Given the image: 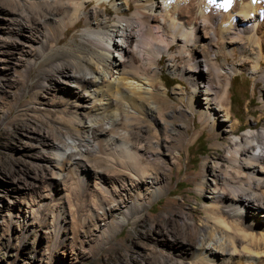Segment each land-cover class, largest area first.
<instances>
[{
    "label": "bare ground",
    "instance_id": "6f19581e",
    "mask_svg": "<svg viewBox=\"0 0 264 264\" xmlns=\"http://www.w3.org/2000/svg\"><path fill=\"white\" fill-rule=\"evenodd\" d=\"M17 1L23 6L17 31L21 34L27 31V41L36 47L29 58L44 60L48 71L67 76V81L76 88L55 87L54 97L64 108L55 118L46 119L43 133L37 130L42 134L40 149L48 151L40 158L52 166L51 176L44 179V195L50 198L46 203L57 206L56 187L67 190L77 200L82 221L86 223L91 215L96 216L95 206L108 213L118 207L116 204L125 192L138 190L134 200L124 207L122 218L111 227L115 230L133 213L137 218L144 216L142 202L147 193L143 195L141 187L165 189L167 173L162 170V159L156 157L161 152L160 137L144 132L140 120L142 116L158 120L162 114L150 101L158 93L147 96V91H137L141 84L134 85L132 81H140L143 76L152 80L164 55L170 61L181 57V65L174 64L170 72L194 87L187 96L188 107L209 117L207 123L214 134L221 120L214 116V105L224 112L222 120L230 123L227 130L233 139L222 156L230 164L219 166V172L214 173L216 177L220 175L222 185L212 186L206 181L201 184L200 190L212 192L208 200L212 204L202 210L203 220L187 212L181 214L182 224L177 213L156 221L167 229L164 237L169 243L149 264H208L204 251L225 262L233 258L235 264H261L264 227L258 231L255 223H246L243 216L244 211L256 214L264 208V124L260 130L236 134L240 124L231 121V79L221 71L218 57L207 58L205 53L217 49L218 55L228 60L234 51L226 45L227 40L246 38L247 43L240 42L234 50L245 57L249 55L252 61L246 64L242 58L240 64L263 77L260 66L264 61V0H123L132 13L123 12L112 21L110 10L91 6L93 0ZM117 9L121 11L120 6ZM99 18L101 21L95 25L92 20ZM82 21L85 23L82 40L76 46L62 47L70 28ZM114 68L121 76L111 80ZM229 68L236 72V67ZM31 69L28 67L27 72ZM218 81L220 84L216 85ZM39 92L34 91L35 101H39ZM202 98L207 105L204 110L199 109ZM82 102L94 104L90 118H85L90 123L77 110L86 106ZM170 125L166 121L163 128L170 130ZM259 147L263 148L256 152ZM64 208L61 203L52 209L56 220L63 218ZM216 231L224 233L226 243L208 247V240L213 239ZM159 240L162 245L164 240ZM176 249L182 253L173 251Z\"/></svg>",
    "mask_w": 264,
    "mask_h": 264
},
{
    "label": "rangeland",
    "instance_id": "374dc122",
    "mask_svg": "<svg viewBox=\"0 0 264 264\" xmlns=\"http://www.w3.org/2000/svg\"><path fill=\"white\" fill-rule=\"evenodd\" d=\"M91 6L110 10L111 21L123 12L132 13L126 9L123 0H106L101 5L98 0H93ZM119 6L121 11L117 9ZM22 10L23 6L17 0H0V264H149L169 243L164 237L167 229L159 226L157 220L177 213L179 224H182L181 214L187 212H193L199 220L205 218L202 210L212 204L208 201L212 192L205 193L200 187L204 181L212 186L223 184L220 175L216 177L214 173L219 172V166L223 168L230 164L222 159L227 143L233 139L227 130L230 123L222 120L224 112L214 105V116L221 119L214 134L207 123L209 117L200 110L192 111L188 107L187 96L194 87L186 79L170 72L174 64L181 65L182 58L170 61L168 55H164L162 62L155 67L152 80L143 76L132 84H141L137 91H147V96L152 92L158 93L155 102L150 101L151 105L159 107L162 115L153 121L148 116H142L140 125L144 132L160 137L161 152L156 157L162 159V170L167 173L165 189L142 186L143 195L147 193V199L142 202L144 216L137 218L133 213L132 218L118 224L115 230L111 224H117V220L122 218L124 207L134 200L138 190L125 192L121 202L116 204L118 207L108 213L95 206L96 216L91 215L86 223L82 221L77 200L67 190L56 187L54 198L59 204L50 206L46 203L50 198L44 195V179L51 176L52 166L40 158L42 153L48 152L40 149L41 133L46 119L55 118L64 108L54 97L55 87L76 88L73 82L67 81V76L48 71L50 68L44 60L29 58L35 54L36 47L27 41V31L25 34L17 31V23L21 21L18 15ZM100 21V18L92 20L95 25ZM84 29V21L71 27L62 47L76 46L84 36ZM231 39L226 45L234 52L228 60L218 55L217 49L207 50L205 56L218 57L221 71L231 79V121L240 124L236 134L243 135L248 130H260L264 124V61L260 66L263 77L243 68L245 64H240L242 58L246 59V64L252 60L249 55L245 57L234 49L240 42L246 44L247 40L239 37ZM25 49L30 52L26 53ZM114 54L120 58L119 53ZM230 66L236 67V72L231 71ZM28 67H32L29 73ZM112 73L111 80L121 76L116 68ZM35 90L40 91L39 101L34 100ZM204 102L202 98L199 109L207 107ZM82 104L86 106L77 110L84 115V121L90 123L85 118H90L94 104ZM71 110L76 108L71 107ZM166 121L171 122L170 130L163 128ZM151 139L157 141V138ZM261 148L256 152H260ZM148 181L151 183L152 178ZM84 198L87 200L88 197ZM61 203L65 206V213L62 219L56 220L52 209L58 208ZM40 204L43 207L39 209ZM244 212L246 223H255L258 231L264 227V208L257 210L256 214ZM159 239L164 240L162 245ZM222 243H226V236L216 231L207 246L215 247ZM173 251L182 253L178 249ZM203 254L209 259L208 264H235L233 258L225 262L210 251ZM261 261L264 264V257Z\"/></svg>",
    "mask_w": 264,
    "mask_h": 264
}]
</instances>
